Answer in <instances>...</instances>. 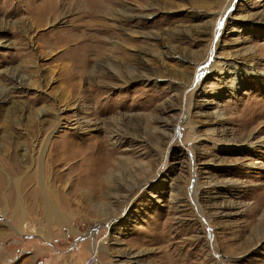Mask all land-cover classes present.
<instances>
[{
    "label": "rangeland",
    "instance_id": "1",
    "mask_svg": "<svg viewBox=\"0 0 264 264\" xmlns=\"http://www.w3.org/2000/svg\"><path fill=\"white\" fill-rule=\"evenodd\" d=\"M0 264H264V0H0Z\"/></svg>",
    "mask_w": 264,
    "mask_h": 264
},
{
    "label": "bare ground",
    "instance_id": "2",
    "mask_svg": "<svg viewBox=\"0 0 264 264\" xmlns=\"http://www.w3.org/2000/svg\"><path fill=\"white\" fill-rule=\"evenodd\" d=\"M43 198L42 199V209L44 216L47 220H54L56 222H60L64 219V215L59 213L57 206L54 202H52L47 196L44 190H41ZM95 250V248H94Z\"/></svg>",
    "mask_w": 264,
    "mask_h": 264
}]
</instances>
